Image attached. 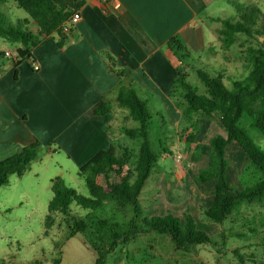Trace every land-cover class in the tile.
<instances>
[{
	"label": "crops",
	"instance_id": "0c3cea01",
	"mask_svg": "<svg viewBox=\"0 0 264 264\" xmlns=\"http://www.w3.org/2000/svg\"><path fill=\"white\" fill-rule=\"evenodd\" d=\"M53 1L62 8L75 0ZM259 4L264 0H84L63 47L54 34L33 50L38 72L26 61L1 63L0 154L10 157L38 140L52 144L50 152L63 153L77 174L99 151L116 146L113 128L120 125L118 114L127 113L117 95L126 88L137 92L150 113L178 114L179 128L182 113L172 98L177 75L188 80L193 70L210 67L227 78L230 52L241 35L224 47L219 20H238L245 6L263 11ZM29 20V30L37 33L38 25ZM103 100L111 111L95 115Z\"/></svg>",
	"mask_w": 264,
	"mask_h": 264
},
{
	"label": "trees",
	"instance_id": "16d2710c",
	"mask_svg": "<svg viewBox=\"0 0 264 264\" xmlns=\"http://www.w3.org/2000/svg\"><path fill=\"white\" fill-rule=\"evenodd\" d=\"M8 1L0 0V39L20 45L16 50L17 59H10L15 65L23 61L29 63L34 57L33 50L44 38L54 34L58 37V46L63 47L69 37L62 31V25L84 4V0H75L61 8L53 0H13L38 25V32L33 33L29 30L30 20L27 18L18 20L16 24L7 22L1 13V6ZM261 18L264 20V12L257 5H251L240 9L236 21L220 19L218 34L223 46L231 47L237 35L252 37L253 28ZM246 54L252 55L251 60L248 58L251 69L246 78L234 80L232 88L224 83V75L211 77L202 70H198L197 75L206 88L204 95L187 82L185 75L178 74L174 83V93L182 99L177 106L189 122L194 116L215 118L225 132V135H216L209 140L208 166L196 176L199 183H214L213 201L204 210V215L216 224H223L240 203L264 199V151L240 126V120L246 116L252 128L264 137V45ZM3 57L5 54L0 51V58ZM108 59L110 69L120 76L121 72L116 71L112 57L108 56ZM117 101L136 124L125 130L130 139L140 140L135 162L130 148L119 152L115 145H111L99 151L79 167L77 173L85 181L88 197L66 186L60 178L55 179L53 197L45 218L46 235L55 223L54 215H62L67 219V240L83 236L84 244L90 245L96 253L95 264H106L107 256L116 249L126 247L141 234L152 232L168 235L179 250L210 244L211 237L197 228L188 213L184 214L183 220L172 214L141 216L140 196L159 158L151 145L149 121L152 118L148 105L132 88L120 89ZM110 111V104L103 100L94 114L105 115ZM193 140L194 135L190 134L188 142ZM233 142L239 145L258 177L254 185L242 190L234 188L228 179L226 151ZM41 147V143L35 140L16 154L0 160V187L8 184L9 176L24 175L40 158ZM73 206L85 211V216L72 215ZM55 264H60V261H55Z\"/></svg>",
	"mask_w": 264,
	"mask_h": 264
},
{
	"label": "rangeland",
	"instance_id": "374dc122",
	"mask_svg": "<svg viewBox=\"0 0 264 264\" xmlns=\"http://www.w3.org/2000/svg\"><path fill=\"white\" fill-rule=\"evenodd\" d=\"M259 5L264 11V6ZM1 13L9 24L29 18L27 12L13 0L1 6ZM263 26L261 18L253 28V36L241 35L230 52V64L225 71L227 78L224 79L227 87L232 88L234 80L248 75L251 69L248 58L251 60L252 55L246 52L264 45ZM18 46L0 42V49L6 47L12 52H16ZM8 62L6 57L0 58V65ZM196 67L199 69L193 65V68ZM202 70L211 77L216 76L210 67ZM187 82L199 94L206 93L196 70L191 72ZM173 95L175 103L182 101L178 93ZM127 114H118L120 125L113 129L117 134V149L121 152L130 148L135 162L140 140H132L126 135L125 130L136 125ZM150 114L152 150L159 158L140 196L141 216L172 214L183 220L184 214L188 213L197 228L206 232L212 241L207 245L179 250L168 235L156 232L141 234L126 247L108 255L106 264H264V199L240 203L223 224H216L204 215V210L213 201L214 183H199L196 176L208 166L209 140L223 132L218 120L194 116L189 122L181 114V126L176 128L178 114ZM240 126L264 151V137L252 128L246 116L240 120ZM190 134L194 135L192 143L188 142ZM50 145L41 144V156L31 164L30 169L22 176H9L8 184L0 187V264H55L57 260L60 264H95L96 253L90 245L84 244L83 236L67 240L68 224L62 215H54L55 223L48 234L45 233V218L53 197L55 179L60 178L66 186L89 196L85 181L76 174L77 168L65 161L67 157L63 153L50 152ZM165 150L172 154H165ZM6 155L0 154V160L8 157ZM226 159L228 179L234 188L242 190L257 182L258 177L251 163L236 142L228 146ZM175 171L178 178L172 181ZM85 214V211L73 206L72 215L83 217Z\"/></svg>",
	"mask_w": 264,
	"mask_h": 264
},
{
	"label": "built area",
	"instance_id": "2783aa9c",
	"mask_svg": "<svg viewBox=\"0 0 264 264\" xmlns=\"http://www.w3.org/2000/svg\"><path fill=\"white\" fill-rule=\"evenodd\" d=\"M80 19V11L74 12V14H72V16H70V18L63 23L62 31L64 33H68L70 29L79 22ZM5 57L9 59H17V53L7 50L5 51ZM29 64L33 71L38 72L40 70V66L34 57L30 59Z\"/></svg>",
	"mask_w": 264,
	"mask_h": 264
}]
</instances>
